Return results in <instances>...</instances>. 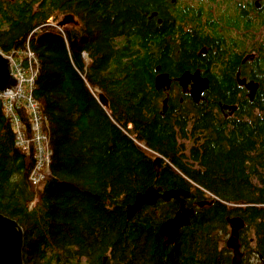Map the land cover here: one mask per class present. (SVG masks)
I'll list each match as a JSON object with an SVG mask.
<instances>
[{"label": "trees", "instance_id": "trees-1", "mask_svg": "<svg viewBox=\"0 0 264 264\" xmlns=\"http://www.w3.org/2000/svg\"><path fill=\"white\" fill-rule=\"evenodd\" d=\"M167 3L0 0V50L29 46L38 57L33 95L53 150L49 174L34 185L35 157L16 145L0 99V212L24 229L25 264H230L212 234L230 201L253 204L249 215L259 214L264 238V87L248 100L247 119L229 124L241 134L223 133L227 120H214L212 104L192 109L191 127L186 112L174 121L157 114L154 70L175 57L165 38L173 25ZM67 11L80 24L59 25ZM200 43L190 36L180 49ZM17 110L29 126L27 108ZM157 155L166 163L159 176ZM151 183L182 185L215 203L197 207L164 246L159 226L171 208L146 206L127 217V205Z\"/></svg>", "mask_w": 264, "mask_h": 264}, {"label": "flooded vegetation", "instance_id": "flooded-vegetation-1", "mask_svg": "<svg viewBox=\"0 0 264 264\" xmlns=\"http://www.w3.org/2000/svg\"><path fill=\"white\" fill-rule=\"evenodd\" d=\"M164 14L165 18L173 22L170 28L167 27L165 38L175 45V57L173 56L171 63L167 62L168 56L165 57L164 68L157 67L154 70V87L159 94L152 99L156 103V113L174 121V114L180 117L181 112H186L185 119L191 127L196 117L192 109L201 102L212 104L216 114L214 120H227L223 133L241 134V131L229 124L247 119L243 110L248 100H251L248 94L253 82L258 84L257 90L264 87V0H169ZM58 21H65L64 25L68 26L80 24L73 11L64 12ZM190 36L201 43L192 46L191 50L185 47L182 52V40ZM184 71L194 75L185 84L180 81ZM164 72L169 74L170 85L157 88L155 78L157 74ZM199 79H206L207 86L203 87V92L196 101L190 90ZM165 99L167 102L164 109ZM178 138L188 140L186 137ZM165 166L162 159L159 169L155 167L156 176H159L160 170ZM151 184L160 187V192L171 188L185 189L182 185ZM181 197L184 198L185 205L194 207V210L215 203L214 199L191 197L190 192ZM158 204L171 208L174 215L181 203L179 198L159 197L155 204L143 207L153 208ZM252 205L230 201L223 216L213 219V241L221 260L233 264L234 249L228 245L232 234L229 217L239 216L244 221V225L238 230L241 264H264V238L259 232L262 228L261 218L259 214L256 219L250 216L255 214L249 208Z\"/></svg>", "mask_w": 264, "mask_h": 264}, {"label": "water", "instance_id": "water-1", "mask_svg": "<svg viewBox=\"0 0 264 264\" xmlns=\"http://www.w3.org/2000/svg\"><path fill=\"white\" fill-rule=\"evenodd\" d=\"M65 21H60L58 24L62 25ZM198 75V73H196ZM192 75L189 71H184L180 76V81L186 83ZM171 79L169 74L159 73L155 78V85L157 88L169 87ZM17 78L13 75L11 70L10 58L0 50V92L8 91L7 88L16 87ZM257 83L253 82L249 90V98L254 99L257 92ZM207 86L206 79H199L195 86L190 90L194 99L199 100L203 87ZM102 97V96H101ZM166 107L167 100H164ZM162 156L158 155L154 159L156 169H159ZM189 194L187 189H167L160 192V187L149 185L144 191L136 194L134 201L127 205V217H133L144 204H155L159 197L169 199L171 197L180 199V207L174 215L163 220L159 226V234L163 237V245L169 246L177 241L182 227L189 225L191 217L194 213V207L185 205L184 198ZM232 226V234L228 239V245L233 247V264H241L242 252L240 250V243L238 240V230L244 225V221L239 216L229 217ZM25 246V233L22 225L15 218L0 212V264H25L23 249Z\"/></svg>", "mask_w": 264, "mask_h": 264}, {"label": "built area", "instance_id": "built-area-1", "mask_svg": "<svg viewBox=\"0 0 264 264\" xmlns=\"http://www.w3.org/2000/svg\"><path fill=\"white\" fill-rule=\"evenodd\" d=\"M5 55L10 58L11 70L17 78V84L15 88H7L8 91L0 92V99L6 115L16 125V145L22 150L35 149V163L30 171L29 179L34 185H38L51 170L53 150L50 145V139L42 127L33 134H28L23 128H17L18 123L22 122L17 109L22 104L29 111V117L32 122H43V125L46 123V117L41 111L38 100L33 95L35 81L39 72L38 57L29 46H26L23 50H17Z\"/></svg>", "mask_w": 264, "mask_h": 264}, {"label": "bare ground", "instance_id": "bare-ground-1", "mask_svg": "<svg viewBox=\"0 0 264 264\" xmlns=\"http://www.w3.org/2000/svg\"><path fill=\"white\" fill-rule=\"evenodd\" d=\"M158 68H159V66H158ZM10 121H11V123H12V126L14 127V129L16 128V125L12 122V120L10 119ZM30 125L29 126H27L25 123H24V121L22 120V122L21 123H18V125H17V128H23V130L25 131V132H27V133H31V134H33V133H35V132H37V130L39 129V128H43V130L45 131V133L48 135V137H49V132L46 130V126H45V124L46 123H44V125H43V122L42 123H37L36 121H34V122H32L31 120H30ZM50 139V138H49ZM23 151H26L27 153H31V154H33V155H35V149L34 148H29V149H26V150H23ZM158 156V155H157ZM161 156V155H160ZM155 159V158H154ZM155 165V164H154ZM32 170V169H31ZM156 187V186H155ZM144 191V190H143ZM140 192V191H139ZM138 193V192H137ZM136 193V194H137ZM135 197H136V195H135ZM144 205H149V204H144ZM143 205V206H144ZM142 206V207H143Z\"/></svg>", "mask_w": 264, "mask_h": 264}, {"label": "crops", "instance_id": "crops-1", "mask_svg": "<svg viewBox=\"0 0 264 264\" xmlns=\"http://www.w3.org/2000/svg\"><path fill=\"white\" fill-rule=\"evenodd\" d=\"M15 177H17V178H21V173H16V174H15Z\"/></svg>", "mask_w": 264, "mask_h": 264}, {"label": "rangeland", "instance_id": "rangeland-1", "mask_svg": "<svg viewBox=\"0 0 264 264\" xmlns=\"http://www.w3.org/2000/svg\"><path fill=\"white\" fill-rule=\"evenodd\" d=\"M52 20V19H51Z\"/></svg>", "mask_w": 264, "mask_h": 264}]
</instances>
